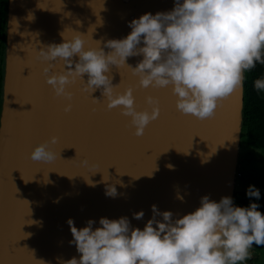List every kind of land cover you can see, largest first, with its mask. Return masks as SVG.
<instances>
[{
  "label": "water",
  "instance_id": "95a60500",
  "mask_svg": "<svg viewBox=\"0 0 264 264\" xmlns=\"http://www.w3.org/2000/svg\"><path fill=\"white\" fill-rule=\"evenodd\" d=\"M172 7L173 0H6L0 264H41L39 260L59 264L74 256L78 259L75 245L69 244V218L79 229L89 219L97 227L101 217L127 216L132 226L143 228L151 218V205L178 217L198 207L204 195L217 202L223 196L234 201L244 82L212 118L198 120L176 110L169 88H140L126 67H113V85L121 80L119 72L125 74L126 86L133 87L136 110H151L145 96L159 101L158 118L137 137L119 106L106 109L99 91L92 97L101 103L92 105L78 91L79 83L67 86L73 97L72 108L65 113L63 106L69 101L53 96L41 74L42 63L33 56L35 44L39 48L60 43L66 28L89 32L93 40L120 39L128 34L132 19ZM53 64L49 74L63 69L62 61ZM53 135L58 138L53 146L56 159L31 160L32 146ZM82 158L94 162L97 169L81 166ZM107 175L108 181H103ZM106 184L115 185V197L105 195ZM141 210L143 218L134 219L132 214Z\"/></svg>",
  "mask_w": 264,
  "mask_h": 264
},
{
  "label": "clouds",
  "instance_id": "9594fccd",
  "mask_svg": "<svg viewBox=\"0 0 264 264\" xmlns=\"http://www.w3.org/2000/svg\"><path fill=\"white\" fill-rule=\"evenodd\" d=\"M128 27L131 31L120 39L93 40L89 32L66 28L60 43L39 48L35 44L33 56L42 63L45 83L54 97L69 101L63 106L65 113L71 110L73 97L67 86L79 80L81 92L91 96L100 92L106 109L119 106L139 137L158 118L159 101L145 96L151 110H136L132 86L115 90L113 67H126L140 88H169L178 112L204 120L216 114L224 98L243 87L246 72L258 63L264 65V0H173L171 10L145 12ZM130 57L141 59L132 66L127 63ZM57 60L63 69L49 74ZM253 86L264 92V76L255 79ZM57 142L53 135L35 144L29 158L53 161ZM80 164L97 169L86 158ZM108 179L103 176V181ZM86 181L91 184L88 177ZM105 195L115 197V185L106 184ZM245 195L259 200L261 193L249 185ZM259 208L251 201L247 206L235 205L230 196L217 202L204 195L198 207L178 217L151 205V218L143 228L132 226L127 216L101 217L97 227L89 219L79 229L69 218V244L75 245L79 258L59 264H245L254 246L264 247V214ZM132 216L139 220L144 212Z\"/></svg>",
  "mask_w": 264,
  "mask_h": 264
},
{
  "label": "trees",
  "instance_id": "16d2710c",
  "mask_svg": "<svg viewBox=\"0 0 264 264\" xmlns=\"http://www.w3.org/2000/svg\"><path fill=\"white\" fill-rule=\"evenodd\" d=\"M264 76V65L257 64L256 67L245 73L244 80V124L242 128V137L248 146L264 150V92H257L254 89L255 79ZM243 141V140H242ZM261 196L259 200L249 198L243 194L237 195L234 192V204L237 202L247 206L249 202H255L260 205L259 210L264 214V189L259 188ZM236 198V200H235ZM262 250V247L258 248ZM261 254V251L260 253ZM259 255L254 254L245 264H258Z\"/></svg>",
  "mask_w": 264,
  "mask_h": 264
},
{
  "label": "rangeland",
  "instance_id": "374dc122",
  "mask_svg": "<svg viewBox=\"0 0 264 264\" xmlns=\"http://www.w3.org/2000/svg\"><path fill=\"white\" fill-rule=\"evenodd\" d=\"M241 142L244 145L240 147L238 170L242 171V175L236 179V190L246 191L249 185L259 184L261 175L264 189V150L247 146L242 136ZM254 248L256 250L252 249L251 251L259 255L258 264H264V247H262V250L255 246ZM260 251L261 254H259Z\"/></svg>",
  "mask_w": 264,
  "mask_h": 264
},
{
  "label": "flooded vegetation",
  "instance_id": "af4514ba",
  "mask_svg": "<svg viewBox=\"0 0 264 264\" xmlns=\"http://www.w3.org/2000/svg\"><path fill=\"white\" fill-rule=\"evenodd\" d=\"M5 9H6V0H0V102H1L2 87H3L5 24H6ZM245 144L248 146V144L246 142H245ZM242 145H244V143L241 142V146ZM241 175H242V171L238 170V176L237 177H240ZM257 188L259 189V186ZM235 192H237V195H239V196H240V194H243V196L245 195V191L240 192V191H237L235 189ZM235 200H236V198H235ZM239 202H237V205L238 206H243ZM258 248H260V247H258ZM253 249L256 250V248H254V247H253ZM252 256H254L253 252H252Z\"/></svg>",
  "mask_w": 264,
  "mask_h": 264
},
{
  "label": "snow or ice",
  "instance_id": "6c2138e0",
  "mask_svg": "<svg viewBox=\"0 0 264 264\" xmlns=\"http://www.w3.org/2000/svg\"><path fill=\"white\" fill-rule=\"evenodd\" d=\"M122 68H124V67H122ZM128 71H129V70H128ZM129 72H130V71H129ZM119 75H120V77H121V80H120L119 84L116 85V89H115L116 91H118V89H119L120 87H125V86H126V76H125V74L119 72ZM77 83L80 84V81H79V80L75 81V82L73 83V85H76ZM78 91L81 92L80 88H78ZM81 93L85 95V98L88 99L89 102H90L92 105H99V104L101 103V100H100V99L93 100V99H92V96H91L89 93H87V92H81ZM72 96H73V93H72ZM228 98H229V96L226 97V98H224V99L220 102L221 106H222V104H223ZM95 110H96V109H95V107H94V108H93V111H95ZM16 243H17V242H16Z\"/></svg>",
  "mask_w": 264,
  "mask_h": 264
},
{
  "label": "bare ground",
  "instance_id": "6f19581e",
  "mask_svg": "<svg viewBox=\"0 0 264 264\" xmlns=\"http://www.w3.org/2000/svg\"><path fill=\"white\" fill-rule=\"evenodd\" d=\"M131 31L130 28H128V33ZM138 60V57H130L128 64H131L133 66L134 62ZM127 69V68H126Z\"/></svg>",
  "mask_w": 264,
  "mask_h": 264
},
{
  "label": "crops",
  "instance_id": "0c3cea01",
  "mask_svg": "<svg viewBox=\"0 0 264 264\" xmlns=\"http://www.w3.org/2000/svg\"><path fill=\"white\" fill-rule=\"evenodd\" d=\"M263 174V173H262ZM263 183H262V175H261V182L259 183V184H256V185H254L255 187H258L259 186V188H260V186H263L262 185Z\"/></svg>",
  "mask_w": 264,
  "mask_h": 264
}]
</instances>
